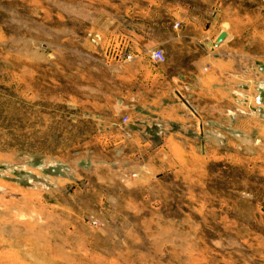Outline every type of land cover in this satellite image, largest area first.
<instances>
[{
  "label": "rangeland",
  "instance_id": "obj_1",
  "mask_svg": "<svg viewBox=\"0 0 264 264\" xmlns=\"http://www.w3.org/2000/svg\"><path fill=\"white\" fill-rule=\"evenodd\" d=\"M221 31L257 78L233 146L141 168L100 142L131 35L190 60ZM262 75L264 0H0V264H264Z\"/></svg>",
  "mask_w": 264,
  "mask_h": 264
},
{
  "label": "crops",
  "instance_id": "obj_2",
  "mask_svg": "<svg viewBox=\"0 0 264 264\" xmlns=\"http://www.w3.org/2000/svg\"><path fill=\"white\" fill-rule=\"evenodd\" d=\"M186 32L169 30L175 46L184 45L186 39L194 43ZM222 33L226 39L225 32L217 33L200 51H193V59L165 58L161 63L150 60L151 51L158 49L153 42L123 36L129 38L134 54L114 63L118 70L109 100L111 122L98 125L100 142L120 149L121 159H147L141 168L152 167L160 159H175L184 149H195L199 159H205L208 149L233 146L241 123L230 118L236 116L235 105L244 87L248 93L257 90V78L254 63L241 60L238 49L237 55L227 54L225 39L216 42ZM93 106L88 103V114L95 118L107 108ZM225 118L231 126L225 125Z\"/></svg>",
  "mask_w": 264,
  "mask_h": 264
},
{
  "label": "built area",
  "instance_id": "obj_3",
  "mask_svg": "<svg viewBox=\"0 0 264 264\" xmlns=\"http://www.w3.org/2000/svg\"><path fill=\"white\" fill-rule=\"evenodd\" d=\"M127 59H129V56H126ZM150 58L155 61V62H163L164 61V57L163 54L161 53V51L159 50H153L150 53ZM122 122L125 123L126 122V118L122 119Z\"/></svg>",
  "mask_w": 264,
  "mask_h": 264
},
{
  "label": "water",
  "instance_id": "obj_4",
  "mask_svg": "<svg viewBox=\"0 0 264 264\" xmlns=\"http://www.w3.org/2000/svg\"><path fill=\"white\" fill-rule=\"evenodd\" d=\"M226 35L225 34H221L218 39H217V43H221L224 39H225Z\"/></svg>",
  "mask_w": 264,
  "mask_h": 264
},
{
  "label": "bare ground",
  "instance_id": "obj_5",
  "mask_svg": "<svg viewBox=\"0 0 264 264\" xmlns=\"http://www.w3.org/2000/svg\"><path fill=\"white\" fill-rule=\"evenodd\" d=\"M222 34H224V33H222ZM220 35H221V34H220ZM220 35H219V36H220ZM217 39H218V38H217ZM216 41H217V40H216ZM151 52H152V51H151Z\"/></svg>",
  "mask_w": 264,
  "mask_h": 264
}]
</instances>
